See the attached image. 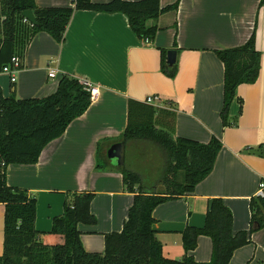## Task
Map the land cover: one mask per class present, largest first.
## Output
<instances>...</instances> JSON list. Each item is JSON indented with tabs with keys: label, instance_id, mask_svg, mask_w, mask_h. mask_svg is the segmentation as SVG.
Returning a JSON list of instances; mask_svg holds the SVG:
<instances>
[{
	"label": "crops",
	"instance_id": "1",
	"mask_svg": "<svg viewBox=\"0 0 264 264\" xmlns=\"http://www.w3.org/2000/svg\"><path fill=\"white\" fill-rule=\"evenodd\" d=\"M34 1L38 8L72 7L71 0ZM176 1V12L147 22L156 28L149 45L133 33L126 16L91 11L72 14L60 43L44 32L30 41L22 33L18 36L15 54L22 66L15 83L0 73L2 97L12 91L18 99L47 97L63 76L87 81L100 90L87 111L46 145L36 164L7 167V185L36 199L37 231L51 230L52 219L62 215L65 193L92 192L90 213L96 222L78 225L84 251L102 253L104 236L121 232L133 195L125 190L107 150L119 142L126 128L128 100L144 102L150 95L161 98L155 105L158 129L174 138L207 144L214 137L222 143L212 171L192 193L166 201L152 212V229L162 255L175 260L185 257L182 232L204 225L212 199H221L231 211L233 233L249 229V202L259 182H264V158L243 154L264 147V1L159 0L161 7ZM251 36L260 53L259 75L255 83L236 88L224 127L220 119L224 68L215 51L241 46ZM161 50L176 51L173 78L160 71ZM50 70H56L54 78L48 77ZM97 162L103 169H96ZM3 211L0 204V255ZM189 255L196 262H209L211 240L198 237ZM229 264H264V228L250 235V243L236 250Z\"/></svg>",
	"mask_w": 264,
	"mask_h": 264
},
{
	"label": "trees",
	"instance_id": "2",
	"mask_svg": "<svg viewBox=\"0 0 264 264\" xmlns=\"http://www.w3.org/2000/svg\"><path fill=\"white\" fill-rule=\"evenodd\" d=\"M71 1L72 7L38 8L34 0H0V72L16 55L21 33L30 41L37 33L44 32L60 43L75 11L122 14L139 39L150 40L156 28L148 27L147 22L176 12L178 8V1L165 7L160 6L159 0ZM24 11L32 12L36 25L21 24ZM215 54L224 68L220 119L225 127L236 88L241 84H253L258 78L260 53L251 36L245 44L218 50ZM160 71L169 78L176 74L175 64L168 66L166 63L165 50L160 51ZM90 104L85 86L68 76H63L56 91L44 98L18 99L14 91L4 98L0 93V204L4 207L0 264H229L233 253L250 243V235L264 228V197L250 199V227L237 233L232 232L231 211L221 199H212L205 212L204 225L187 227L182 232L185 257L181 260L165 258L152 229L155 223L152 212L166 201L192 193L212 171L222 143L214 137L207 144L174 138L156 127L154 106L128 100L127 124L119 142L125 145L128 154V149L138 143L145 145L146 153L148 149L158 151L162 160L159 178L156 182L148 181L126 168L125 163L116 167L133 201L121 232L104 236L102 253L84 251L78 230L79 224L96 222L90 213L92 192L65 193L62 215L52 219L51 230L37 231L34 228L36 199L26 190L7 185V167L36 164L46 145L61 137ZM96 169H103L100 162ZM157 185L164 186V192H156ZM200 236L211 240V256L206 263L196 262L189 255Z\"/></svg>",
	"mask_w": 264,
	"mask_h": 264
},
{
	"label": "rangeland",
	"instance_id": "3",
	"mask_svg": "<svg viewBox=\"0 0 264 264\" xmlns=\"http://www.w3.org/2000/svg\"><path fill=\"white\" fill-rule=\"evenodd\" d=\"M145 145L138 143L128 149L129 154L126 149V159L124 161L125 167L139 173L142 178L150 181L156 182L159 178L161 172V157L158 151L149 150L145 152ZM161 160V161H160ZM150 179V180H149ZM181 179L179 178V181ZM165 187L162 185H157L156 192H164Z\"/></svg>",
	"mask_w": 264,
	"mask_h": 264
},
{
	"label": "built area",
	"instance_id": "4",
	"mask_svg": "<svg viewBox=\"0 0 264 264\" xmlns=\"http://www.w3.org/2000/svg\"><path fill=\"white\" fill-rule=\"evenodd\" d=\"M22 23L32 26V24H30L24 18H23ZM143 42L145 45L150 44L149 39H144ZM21 66H22L21 58L15 55L11 58L10 63L2 68L0 73L7 75L10 78V82L15 83L17 73L21 69ZM55 75H56V70H50V72L48 73L49 78H54ZM80 83H82L85 86V90L89 94L90 101L91 102L95 101L96 98H98L100 94L99 87L94 86L93 84L87 81H81ZM144 103L155 107V105H158L161 103V98L157 95H150L145 98ZM255 196L260 197V198L264 197V182H259Z\"/></svg>",
	"mask_w": 264,
	"mask_h": 264
},
{
	"label": "water",
	"instance_id": "5",
	"mask_svg": "<svg viewBox=\"0 0 264 264\" xmlns=\"http://www.w3.org/2000/svg\"><path fill=\"white\" fill-rule=\"evenodd\" d=\"M22 18L26 19L30 24L36 25V21L31 11H24L21 13ZM167 60L166 63L168 66H172L175 62L176 51L169 50L167 51ZM245 155H252L259 158H264V147L258 146L254 149H248L243 152ZM107 158L114 161L117 167L124 165L125 160V145L122 142L113 144L107 150Z\"/></svg>",
	"mask_w": 264,
	"mask_h": 264
}]
</instances>
